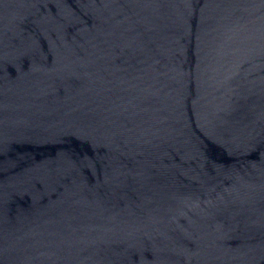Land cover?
<instances>
[{"label":"water","instance_id":"water-1","mask_svg":"<svg viewBox=\"0 0 264 264\" xmlns=\"http://www.w3.org/2000/svg\"><path fill=\"white\" fill-rule=\"evenodd\" d=\"M0 264H264V0H0Z\"/></svg>","mask_w":264,"mask_h":264}]
</instances>
